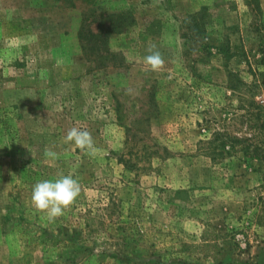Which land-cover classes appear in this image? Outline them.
<instances>
[{"label":"rangeland","instance_id":"rangeland-1","mask_svg":"<svg viewBox=\"0 0 264 264\" xmlns=\"http://www.w3.org/2000/svg\"><path fill=\"white\" fill-rule=\"evenodd\" d=\"M248 1L0 0V264H264V0L262 30ZM73 126L94 157L65 143ZM60 174L82 191L49 221L31 193Z\"/></svg>","mask_w":264,"mask_h":264},{"label":"clouds","instance_id":"clouds-1","mask_svg":"<svg viewBox=\"0 0 264 264\" xmlns=\"http://www.w3.org/2000/svg\"><path fill=\"white\" fill-rule=\"evenodd\" d=\"M147 51L148 55L143 60L146 69L156 73L162 71L166 63L163 54L156 49L155 45H151ZM64 140L65 143L74 144L76 148L93 157L99 151L92 134L77 126H73L67 131ZM44 155L46 158H55L57 154L45 148ZM81 191V184L71 174H60L59 178L55 180H42L33 185L31 204L49 221H54L63 216L65 211L74 204Z\"/></svg>","mask_w":264,"mask_h":264},{"label":"trees","instance_id":"trees-1","mask_svg":"<svg viewBox=\"0 0 264 264\" xmlns=\"http://www.w3.org/2000/svg\"><path fill=\"white\" fill-rule=\"evenodd\" d=\"M249 3H248V8H250V13H251V15L253 16V19H254V25L257 27V29L259 28V30H262V23H261V20H260V18H261V8H260V4H259V1L258 0H249L248 1ZM116 26L114 25V28H115ZM90 34V33H89ZM90 36L92 37V35L90 34ZM260 52H261V54L263 55V60H264V44L261 46V48H260ZM235 76L232 74V73H230L229 75H228V79H229V84H230V86H232V83H233V78H234ZM256 108H258V109H260L258 106H256ZM257 116V115H256ZM254 118H256L257 119V117H254ZM261 127H263V129H264V122L263 123H261ZM216 137H224L223 135H214V138L213 139H211V140H209L206 144L207 145H209L210 146V149L211 150H215V146H214V144H215V142L218 140V138H216ZM220 145L222 146V147H224L225 146V143H220ZM100 225H102L101 223H100Z\"/></svg>","mask_w":264,"mask_h":264}]
</instances>
